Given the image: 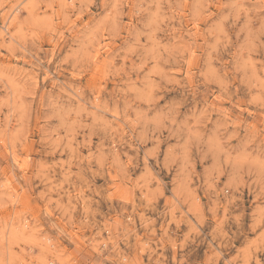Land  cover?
<instances>
[{
  "label": "rangeland",
  "instance_id": "374dc122",
  "mask_svg": "<svg viewBox=\"0 0 264 264\" xmlns=\"http://www.w3.org/2000/svg\"><path fill=\"white\" fill-rule=\"evenodd\" d=\"M0 264H264V0H0Z\"/></svg>",
  "mask_w": 264,
  "mask_h": 264
}]
</instances>
